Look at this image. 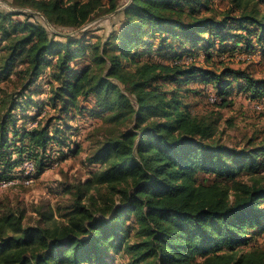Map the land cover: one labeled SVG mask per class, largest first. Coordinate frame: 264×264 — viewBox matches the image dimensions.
<instances>
[{"label": "trees", "instance_id": "trees-1", "mask_svg": "<svg viewBox=\"0 0 264 264\" xmlns=\"http://www.w3.org/2000/svg\"><path fill=\"white\" fill-rule=\"evenodd\" d=\"M5 1L30 11L0 7V78L15 72L25 90L49 67L52 107L66 111L92 95L99 111L107 112L105 122L130 119L132 126L106 134L87 154V162L103 167L78 191L65 220L41 213L37 223L25 224L21 212H0V264H108V253L121 250L129 264H264V245L244 248L253 235L249 228L259 229L264 216V176L257 174L264 167V139L241 147L215 140L216 117L192 114L176 92L163 88L166 81L199 78L216 85L223 102L232 80L242 79L253 94L263 91L264 80L225 64L220 70L196 66L193 50L189 60L179 56L171 64L142 60L157 50L154 38L161 51L172 38L184 43V37L193 47L202 45L207 56L253 52L248 37L264 39L259 0H226L220 19L215 12L200 14L201 7L210 10V0H129L119 10L121 24L98 36L90 53L60 29L85 24L101 0ZM109 1L110 11L117 9L116 0ZM228 19L238 32L226 28ZM111 37L118 42L109 48ZM78 58L84 63L71 76L70 63ZM32 102L16 92L3 106L0 180L11 177L24 157L35 161V176L51 166L52 155L60 162L76 145L63 131L42 126L40 115L18 123ZM29 120L37 126L28 128ZM200 172L214 180L198 183ZM242 173L248 181L238 177ZM90 183L105 186L111 196L93 210L81 202ZM89 199L93 204L94 196ZM130 215L132 242L125 229Z\"/></svg>", "mask_w": 264, "mask_h": 264}, {"label": "rangeland", "instance_id": "rangeland-1", "mask_svg": "<svg viewBox=\"0 0 264 264\" xmlns=\"http://www.w3.org/2000/svg\"><path fill=\"white\" fill-rule=\"evenodd\" d=\"M128 2L129 0H116L117 9L110 11L111 1L101 0L100 5L85 24L60 30L72 38L79 39L86 46V51L90 53V45L96 41L98 36L105 38L112 28H116L121 24L123 15L119 10L124 8ZM259 5L261 12L264 14V0H259ZM209 6L210 10L201 7L200 14L208 16L215 12L217 13V19H220L221 14L223 15L228 10L229 4L226 0H210ZM0 7L12 11H30L29 8L12 6L10 2L5 0H0ZM233 13L234 15L237 14L236 12ZM15 17L23 18V15H15ZM227 23L229 25L226 28L232 29L230 33L238 32L235 31L237 24L233 19H228ZM47 28L54 33L60 32L59 29L50 24H47ZM248 38L250 39L249 44L254 47L251 53L241 52L243 49L238 48L232 49L235 51L233 55L234 51L227 49L228 51L223 52L222 55L218 53L211 56L204 54L202 45L193 47L192 41L184 37V43H178L172 38L170 42H167L168 45L162 44L166 49L161 51L158 50L160 46L156 41L157 38H154L153 41L157 50L150 49L147 56L143 57L142 60L148 58L156 62L171 64L179 56L182 60H189L185 57L193 50L196 54L194 59L196 66L220 70L222 64H225L233 68L246 70L254 78L264 80V39L261 42L253 39L252 42L251 38ZM55 39L63 40L58 37H55ZM109 42H111L109 48H112L118 41L111 37ZM83 63L84 58L71 61V76L78 74ZM127 66L130 69L134 68L130 63H127ZM183 80L180 82L166 81L163 88L176 92L183 105L192 114L216 117L215 140L228 146L241 147L248 142L256 144L264 139V113L255 110L253 107L254 100L264 95L263 87L262 92L253 94L251 89L244 87L242 79H234L225 89L227 93L224 96L223 103L218 95L216 85L212 82L202 81L199 78L188 80V77H184ZM18 81L15 72L4 79L0 78V109H2L0 114L5 113L3 106L9 102L11 95L14 96L16 92H23L33 102L32 106L26 107L25 115H22L23 117L18 123L25 122L29 117L40 115L39 122L42 126L48 124L52 131L56 129L59 130L58 132L63 131L64 136H66L65 140H73L76 145L58 165L43 167L38 174L36 173L32 183L16 184L5 188L0 187V212L10 209L21 212L25 224L37 223L38 219L41 218V213H51L54 219L62 221L65 220V215L72 210L78 191L85 186L94 171L103 167L101 164L87 162V154L95 148L97 142L103 136L120 129L129 128L132 126V122H130V119L126 123L116 122L111 124L105 122L107 112L99 111L92 95L86 98L79 97L76 108L60 111L58 110L59 105L56 108L52 107L48 101L51 86L49 67L43 69L41 75L25 90H22ZM211 96H215V100H211ZM24 104L27 106V101ZM15 114H18V111H15ZM23 143L26 144V141H23ZM257 174L264 176V167L259 169ZM238 177L248 181V174L242 173ZM213 180L214 176L211 174L198 173V183L206 185ZM86 187L89 189L81 202L90 209L94 205L103 204L111 198L105 186L90 183ZM90 195L94 196L93 204L89 199ZM113 199L115 204H119L117 195H114ZM261 224L262 226L259 229L257 227L249 228V232H253V235L244 247L245 249L250 246L264 245V216L261 219ZM132 227H134V220L133 216L130 215L125 225V229H129L127 236L130 242L135 239ZM107 262L108 264H129V257L124 250L109 252Z\"/></svg>", "mask_w": 264, "mask_h": 264}, {"label": "built area", "instance_id": "built-area-1", "mask_svg": "<svg viewBox=\"0 0 264 264\" xmlns=\"http://www.w3.org/2000/svg\"><path fill=\"white\" fill-rule=\"evenodd\" d=\"M215 96H211V100L214 99ZM254 109L258 111H264V95L261 98H256L254 100ZM37 120H29L27 122V127L32 128L37 126ZM53 163L51 166H56L59 164L56 155H52ZM34 172H35V161L32 158L24 157L16 171L11 175V177L4 178L0 180V187H9L16 184H30L34 180Z\"/></svg>", "mask_w": 264, "mask_h": 264}]
</instances>
